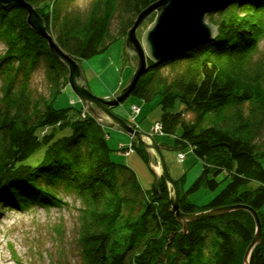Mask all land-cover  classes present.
Instances as JSON below:
<instances>
[{"label": "trees", "instance_id": "obj_1", "mask_svg": "<svg viewBox=\"0 0 264 264\" xmlns=\"http://www.w3.org/2000/svg\"><path fill=\"white\" fill-rule=\"evenodd\" d=\"M23 1L41 15L56 44L82 61L125 37L155 0H90L86 9L78 0ZM207 20L218 27L216 38L160 63L148 60L131 95L144 101L158 95L163 111L152 128L160 129L150 133L172 136L171 145L158 144L189 146L203 163L188 189H180L184 175L176 179L181 210L251 206L262 239L250 264H264V54L258 48L264 0H234ZM47 43L27 24L22 6L0 4V204L70 206L65 195L80 201L77 264H242L255 232L251 213L238 209L191 221L184 233L163 178L144 188L130 165L111 158L105 126L90 114L79 116L83 104L55 106L68 68ZM39 68L48 94L33 86ZM177 101L183 107L172 110ZM130 113L137 115L132 106ZM46 127L53 131L40 135ZM57 129L70 132L57 136ZM43 147L40 160L28 162ZM122 149L135 150L148 164L140 142L132 139ZM220 172L228 182L217 195L204 205L190 201L188 194L201 186L215 189Z\"/></svg>", "mask_w": 264, "mask_h": 264}, {"label": "rangeland", "instance_id": "obj_2", "mask_svg": "<svg viewBox=\"0 0 264 264\" xmlns=\"http://www.w3.org/2000/svg\"><path fill=\"white\" fill-rule=\"evenodd\" d=\"M90 0H78L81 8H87ZM156 11L150 14L140 25L138 34H142L144 28L154 19ZM116 21L113 23V29ZM259 52L264 54V37L260 40ZM124 37L113 40L110 46L101 53L83 59L81 62L89 89L99 97H108L118 92L128 81L134 71L127 53L124 51ZM45 79V71L39 68L33 76V86L41 92L48 94L49 88ZM160 97L157 95L150 100L130 95L122 104L113 110L140 130L150 133L153 124L160 118L162 107ZM140 106L136 116L130 113L132 104ZM83 104L76 96L70 85H67L55 101L56 107ZM247 107V104H245ZM183 105L177 101L172 110H179ZM72 117H76L72 113ZM89 114L81 108L79 116ZM52 128H43L40 135L52 132ZM108 133V144L111 150V158L114 161L130 165L139 178L144 188H150L157 180L150 166L138 156L134 150L127 154L128 149L119 150L121 145H129L132 137L122 129H114L105 126ZM57 136L69 134V129L54 130ZM155 141L171 145L173 137L169 135L155 134ZM43 148L30 157L28 162L37 163L43 153ZM170 175L176 180L184 175L185 180L180 185L181 190L188 189L189 185L199 176L203 163L201 159L192 153L191 147L183 150L170 148L166 145L162 149ZM178 153H183L184 158L179 159ZM225 172H220L216 179L219 185L215 189L201 186L188 194L190 201L197 205L207 204L227 184ZM156 185V184H155ZM179 189V188H178ZM64 200L70 206H52L45 208L41 205H33L28 209H12L0 204V264H77L80 259L78 244L76 243L77 227L80 221V201L71 195H65ZM264 213V206L262 208Z\"/></svg>", "mask_w": 264, "mask_h": 264}, {"label": "water", "instance_id": "obj_3", "mask_svg": "<svg viewBox=\"0 0 264 264\" xmlns=\"http://www.w3.org/2000/svg\"><path fill=\"white\" fill-rule=\"evenodd\" d=\"M234 0H155L134 18L133 25L127 29L124 47L134 71L126 84L114 95L99 97L89 89L82 62L65 52L47 32L43 18L37 10L23 0H0V4H17L27 11V24L37 34L47 40L50 52L68 68V85L72 88L84 108L101 126L122 129L140 142L148 156V166L155 173L156 179L163 178L168 187L170 211L182 222L184 233L188 223L214 217L226 212L244 209L251 213L255 222V232L245 250L242 264H250V256L256 244L262 239V225L258 213L251 206L235 203L207 208L200 211L184 212L179 205V190L176 180L170 175L163 156L165 147L155 141L148 132L137 129L113 109L122 104L133 92L137 81L148 69V60L160 63L172 56L188 52L195 47L213 40L219 30L207 15L225 9ZM156 11L154 19L138 34L140 25Z\"/></svg>", "mask_w": 264, "mask_h": 264}, {"label": "built area", "instance_id": "obj_4", "mask_svg": "<svg viewBox=\"0 0 264 264\" xmlns=\"http://www.w3.org/2000/svg\"><path fill=\"white\" fill-rule=\"evenodd\" d=\"M132 111L135 113L139 112V106L137 105H132ZM158 129H160V125L159 124H155V126L152 128V132H156ZM132 151V149H128L127 154ZM180 158L184 157V154L180 153L179 155Z\"/></svg>", "mask_w": 264, "mask_h": 264}]
</instances>
